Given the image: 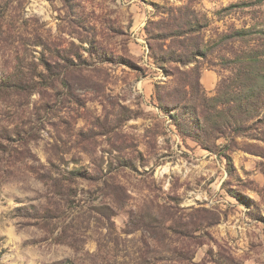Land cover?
<instances>
[{
  "label": "rangeland",
  "instance_id": "rangeland-1",
  "mask_svg": "<svg viewBox=\"0 0 264 264\" xmlns=\"http://www.w3.org/2000/svg\"><path fill=\"white\" fill-rule=\"evenodd\" d=\"M257 72L264 0H0V264H264Z\"/></svg>",
  "mask_w": 264,
  "mask_h": 264
},
{
  "label": "trees",
  "instance_id": "trees-1",
  "mask_svg": "<svg viewBox=\"0 0 264 264\" xmlns=\"http://www.w3.org/2000/svg\"><path fill=\"white\" fill-rule=\"evenodd\" d=\"M262 75V76H261ZM259 79H264V73L261 72V74H259V72H257L255 74V78H253L251 80L250 78V96H245L244 98H238V102H245L247 105V107H249V102H250V113L253 112H257L258 107L260 106H264V92L260 93V92H255L256 88H254V86L251 85V83L255 80H259Z\"/></svg>",
  "mask_w": 264,
  "mask_h": 264
}]
</instances>
